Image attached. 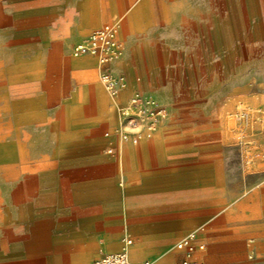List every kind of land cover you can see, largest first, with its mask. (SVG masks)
<instances>
[{"label":"crops","instance_id":"crops-1","mask_svg":"<svg viewBox=\"0 0 264 264\" xmlns=\"http://www.w3.org/2000/svg\"><path fill=\"white\" fill-rule=\"evenodd\" d=\"M131 6L0 0V264H94L128 239L133 263L264 264V167L244 165L225 103L154 90L168 111L158 131L124 124L136 68L149 75L146 91L160 75L135 35L148 5ZM123 17L125 56L109 69L129 85L112 97L98 58L73 49ZM228 17L233 28L258 19L264 41V0H230ZM211 59L219 70L220 54ZM170 61L201 72L197 56Z\"/></svg>","mask_w":264,"mask_h":264},{"label":"rangeland","instance_id":"rangeland-1","mask_svg":"<svg viewBox=\"0 0 264 264\" xmlns=\"http://www.w3.org/2000/svg\"><path fill=\"white\" fill-rule=\"evenodd\" d=\"M129 1L132 6L138 3L148 5L149 10L139 21L141 26L135 35L150 47V54L160 67L158 79L151 85V91H146L149 75L140 63L136 68L140 90L132 97L139 94L161 106L154 90H167L171 99L177 101L190 97L194 89L196 94L202 95L201 99L222 101L226 106V124L229 123V131L234 134V142L244 148V165L249 171L264 167V41L261 40L263 29L257 25L258 19L252 28L243 27L237 21L233 28L228 17L230 0ZM117 25L122 36L130 30L125 17L119 18ZM245 34L252 36L251 42L243 38ZM121 43L124 57L125 42ZM212 53L220 54L219 70L216 65L213 67L216 60L211 59ZM196 56L202 59L198 74L184 73L177 69V65L170 64L171 58L191 59ZM118 76L125 77V88L128 87L126 75ZM243 112L246 114L244 118L240 116Z\"/></svg>","mask_w":264,"mask_h":264},{"label":"built area","instance_id":"built-area-1","mask_svg":"<svg viewBox=\"0 0 264 264\" xmlns=\"http://www.w3.org/2000/svg\"><path fill=\"white\" fill-rule=\"evenodd\" d=\"M118 34V25L116 23L108 24L92 32L73 49L74 55H91L98 58L102 70L101 82L112 97L118 95L126 86L125 77H115L109 69L110 65L120 60L123 56V45L119 40ZM240 116L244 118L246 114L243 112ZM121 117L128 129H138L141 130L139 133L152 134L166 119L167 111L152 99H144L137 94L136 96H131L128 104L121 110ZM133 141L137 143L138 138H134ZM192 237L191 235L190 238ZM125 243L126 246L121 252L104 255L97 259L94 264H151L150 262H131L128 256V247L132 244V241L128 239ZM200 249H203V247H200ZM193 252L194 246L188 245V253L192 254Z\"/></svg>","mask_w":264,"mask_h":264},{"label":"bare ground","instance_id":"bare-ground-1","mask_svg":"<svg viewBox=\"0 0 264 264\" xmlns=\"http://www.w3.org/2000/svg\"><path fill=\"white\" fill-rule=\"evenodd\" d=\"M107 9V8H106ZM119 23V22H118ZM120 30H121V28H120ZM94 63V62H93ZM89 66H91V64H89ZM85 67V66H84ZM30 100V99H29ZM32 101V100H31ZM25 110H26V108H25ZM21 112V111H20ZM23 112V111H22ZM19 113V112H18ZM13 114V113H12ZM20 114V113H19ZM9 122V121H8ZM3 125H4V123H3ZM8 125H10V124H8ZM12 125V124H11ZM15 125V124H14ZM164 132V131H163ZM1 136V135H0ZM24 153V152H23ZM9 168L10 167H12V166H8ZM23 171V170H22ZM1 172V171H0ZM7 182V181H6ZM7 189V188H6Z\"/></svg>","mask_w":264,"mask_h":264}]
</instances>
